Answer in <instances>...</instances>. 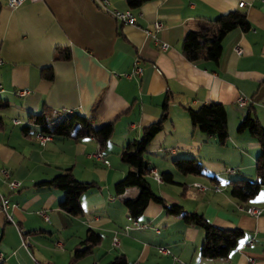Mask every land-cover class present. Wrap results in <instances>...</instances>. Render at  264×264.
Masks as SVG:
<instances>
[{
	"label": "crops",
	"instance_id": "0c3cea01",
	"mask_svg": "<svg viewBox=\"0 0 264 264\" xmlns=\"http://www.w3.org/2000/svg\"><path fill=\"white\" fill-rule=\"evenodd\" d=\"M239 1L244 4L238 6ZM235 9L245 12L248 30L226 33L217 62L189 61L181 50L187 30L198 18L212 19ZM113 10H129L135 24L121 22ZM154 20L162 23L156 36L165 49L143 31ZM56 46L68 49L69 57L54 60ZM0 57V193L8 199L15 223L0 210L1 264H67L73 249L84 246L81 241L88 230L99 233L100 242L73 264H107L119 254L126 264H264V183L246 202L225 191L232 174L257 178L259 144L237 125L250 112L264 129V0H148L136 7L126 0H108L105 7L94 0H35L14 8L0 0ZM135 61L142 68L140 76H126ZM49 65L52 78L40 76ZM22 88L27 92L19 95ZM239 96L247 98L245 105H237ZM164 101L168 118L145 153L159 155L155 164L146 158L159 174L171 172L170 184L181 185L182 191L171 194L160 186L155 193L184 211L178 199L186 197L191 186L194 192L185 211L200 213L219 227L241 228L242 236L226 257L200 256L203 231L152 200L135 219L146 226L132 224L122 199L138 189L113 190V183L129 168L117 156L127 142L140 137L143 126L159 118ZM208 102L225 107L224 142L200 131L186 112L187 107ZM43 107L72 115L80 126L111 122L112 134L103 147L93 136H51L40 144L34 136L38 129L27 114ZM24 125L31 129L21 131ZM164 152L169 153L160 156ZM179 157L199 160L204 174L176 180L179 171L172 160ZM2 169L9 179L19 181L17 188L8 187ZM64 169L78 180L96 183L80 196V215H68L58 207L62 190L35 185ZM194 182L207 189L196 191ZM245 205L260 206L262 212L249 215L239 209ZM159 246L170 253H160Z\"/></svg>",
	"mask_w": 264,
	"mask_h": 264
},
{
	"label": "trees",
	"instance_id": "16d2710c",
	"mask_svg": "<svg viewBox=\"0 0 264 264\" xmlns=\"http://www.w3.org/2000/svg\"><path fill=\"white\" fill-rule=\"evenodd\" d=\"M148 0H126L129 7L139 6ZM250 23L245 12L235 9L220 13L212 19L198 18L194 27L187 30L181 41V50L189 61L211 60L217 62L222 51V39L227 32L234 28L243 31L248 30ZM69 50L56 46L53 51V59H66ZM40 76L52 78L51 66L41 69ZM186 112L191 123L206 134L217 137L219 142L227 138L226 110L222 103L208 102L196 107H187ZM168 118L167 102L162 104V111L156 121L142 127L141 135L134 141L127 142L120 151L119 158L128 165L127 172L113 183L115 193H121L129 186H136L137 193L134 196L124 197L122 203L131 219L138 218L144 211L147 203L152 200L162 205L168 214L179 215L186 223L194 224L203 230V238L199 247L202 257L219 258L226 257L236 246L237 240L243 234V230L237 226L219 227L208 222L204 216L197 212H183L178 203L166 204L165 200L156 194L150 183V170L152 169L144 153L154 138L163 129L164 122ZM30 123L37 127V131L56 137H69L74 140L93 136L103 147L112 134L111 122L94 127L91 124L78 125L75 117L59 113L49 107H43L39 112L27 114ZM31 127L24 125L21 131L27 132ZM238 131L247 130L256 138L259 144V153L255 157V172L257 178L251 180L245 177L234 178L228 181L229 194L235 199L246 202L252 199L264 183V129L257 118L250 112L239 121ZM174 167L183 175L195 176L204 174L202 163L193 157H179L172 160ZM163 182H174L169 171L161 174ZM211 180L212 176L207 175ZM36 186H54L63 191V197L58 201V207L66 214L76 216L82 214L80 196L96 186L95 182H85L75 178L69 169H64L50 179L39 181ZM101 235L93 230H88L82 239L83 247H75L67 264H73L77 259L90 251L91 247L100 242ZM1 264V263H0ZM107 264H126L124 255L114 256Z\"/></svg>",
	"mask_w": 264,
	"mask_h": 264
},
{
	"label": "built area",
	"instance_id": "2783aa9c",
	"mask_svg": "<svg viewBox=\"0 0 264 264\" xmlns=\"http://www.w3.org/2000/svg\"><path fill=\"white\" fill-rule=\"evenodd\" d=\"M24 1H35V0H5V5L9 8H14V7H17L18 5H20L21 3H23ZM94 1L101 7H105L108 4V0H94ZM243 4H244L243 1L238 2V6H242ZM112 14L118 20H120L123 23L135 24V16L129 10H124V11L113 10ZM161 27H162V23L159 20H154L148 26L144 27L143 31L147 36L152 37L155 42H158L162 49H165L166 44L164 42H160L158 37L156 36V33L161 29ZM236 51L238 53H240L241 49L236 48ZM1 63H2V58L0 57V64ZM141 72H142L141 66L138 65L137 61H135L131 71L129 73H127L126 76H129V77L137 76L138 77V76H140ZM1 90H2V86L0 84V91ZM26 92H27V90L24 88L19 89L17 91V93L19 95L24 94ZM246 102H247V98L245 96H239L236 99V103L238 106H243L246 104ZM14 122H18V121L14 120ZM34 136L40 144H44L51 137L49 134H45V133H42L39 131H36ZM95 156L100 158L101 153H96ZM228 171H232V169H228ZM1 172L5 178H8L7 185L10 189H14V188H17L19 186V184H20L19 181L9 179L8 171H6L5 169H2ZM150 176L158 182L162 181L160 174L154 168H152L150 170ZM192 185L196 191H204L207 189L206 185L200 184L198 182H194V183H192ZM213 188H214V190H219V187L217 185H214ZM8 207H9L8 199L6 198L5 195L0 193V210L5 215V218L7 221L14 223V220H13L11 214L8 212ZM239 209L244 210L247 214L252 215V216H258L262 212V207L256 206V205L239 206ZM40 214L43 216V218L45 220L48 219V216L46 215V213L40 212ZM132 224L142 226V227L146 226V224H138V222L135 219L132 220ZM17 230H18L20 235L23 233L21 228L17 227ZM113 243H116L115 237H113ZM158 251L162 254H169L170 253L169 249L164 247V246H159ZM1 257H2V254L0 253V259H1Z\"/></svg>",
	"mask_w": 264,
	"mask_h": 264
},
{
	"label": "rangeland",
	"instance_id": "374dc122",
	"mask_svg": "<svg viewBox=\"0 0 264 264\" xmlns=\"http://www.w3.org/2000/svg\"><path fill=\"white\" fill-rule=\"evenodd\" d=\"M152 144H149L148 145V147H147V149L148 148H150V147H152L151 146ZM168 153L169 152H164V153H162V155H160V156H162V157H164V156H167L168 155ZM144 156L145 157H148V158H150V161L152 162L155 158H160L159 157V155L156 153V152H152V151H147L145 154H144ZM117 160H119V161H121L120 159H119V156H117ZM153 163H154V161H153ZM155 164V163H154ZM237 173L238 172H236L235 174L237 175ZM234 174H232L231 176H230V178L232 179V178H235V177H232ZM178 177H179V179H176V180H181L182 179V177H183V174H180V172L178 173ZM150 183H151V187H152V189L154 190V192H159L158 190H159V187L161 186V187H166V189L171 193V194H174V191H176V192H181L182 191V187H181V185H179V184H170V183H162L161 185H159L160 183H157V182H155L154 180H150ZM129 187H133L134 189H137V187L136 186H129ZM225 191H229V188H227V189H225ZM194 191H193V188L190 186V187H188L187 188V193H186V197H184V198H181V197H179L180 199H178V202H180L182 205H184V209L185 210H187V208H188V206H189V199H190V193H193ZM224 192V191H223ZM132 194V193H131ZM131 194H129V195H131ZM183 211V212H189V211ZM200 228V227H199ZM201 230H202V228H200ZM203 231V230H202Z\"/></svg>",
	"mask_w": 264,
	"mask_h": 264
}]
</instances>
